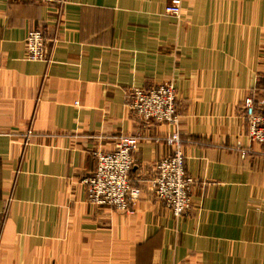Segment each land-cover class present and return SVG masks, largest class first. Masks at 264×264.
Masks as SVG:
<instances>
[{"label":"crops","instance_id":"obj_1","mask_svg":"<svg viewBox=\"0 0 264 264\" xmlns=\"http://www.w3.org/2000/svg\"><path fill=\"white\" fill-rule=\"evenodd\" d=\"M172 1L0 0V264H264V148L242 110L264 98V0H181L180 17ZM36 28L49 62L27 58ZM164 83L178 127L130 106ZM177 129L196 182L182 216L152 187ZM124 134L141 136L133 213L83 182Z\"/></svg>","mask_w":264,"mask_h":264},{"label":"built area","instance_id":"obj_2","mask_svg":"<svg viewBox=\"0 0 264 264\" xmlns=\"http://www.w3.org/2000/svg\"><path fill=\"white\" fill-rule=\"evenodd\" d=\"M40 3L57 2L62 6L66 0H31ZM166 13L175 17L182 14L181 0H173L166 7ZM27 58L33 61H50L46 32L43 28L31 30L25 40ZM130 106L135 114L145 122H168L179 125L177 93L172 83L160 84L151 89L133 90ZM242 110L248 120L249 137L264 148V98L256 102L247 96L242 102ZM32 136V130L25 133V143ZM140 135H121L110 151L96 153V168L83 182L88 200L97 205L106 204L117 211L133 213L132 204L141 189L134 187L131 171L135 163L134 151L138 148ZM175 146L174 153L158 160L152 187L156 196L165 202L176 216H182L192 208L191 191L195 179L184 168L182 139L179 130L167 137Z\"/></svg>","mask_w":264,"mask_h":264},{"label":"rangeland","instance_id":"obj_3","mask_svg":"<svg viewBox=\"0 0 264 264\" xmlns=\"http://www.w3.org/2000/svg\"><path fill=\"white\" fill-rule=\"evenodd\" d=\"M32 30H34V29H32ZM130 135V134H129Z\"/></svg>","mask_w":264,"mask_h":264}]
</instances>
